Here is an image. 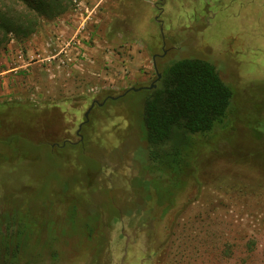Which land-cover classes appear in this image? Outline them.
Here are the masks:
<instances>
[{
	"label": "rangeland",
	"instance_id": "rangeland-1",
	"mask_svg": "<svg viewBox=\"0 0 264 264\" xmlns=\"http://www.w3.org/2000/svg\"><path fill=\"white\" fill-rule=\"evenodd\" d=\"M7 38L0 209L20 208L18 263L264 264V0H72ZM182 58L210 62L232 91L223 122L193 137L188 170L185 156H149L142 91L107 99ZM185 171L171 205L136 187L169 189L159 175Z\"/></svg>",
	"mask_w": 264,
	"mask_h": 264
},
{
	"label": "trees",
	"instance_id": "trees-1",
	"mask_svg": "<svg viewBox=\"0 0 264 264\" xmlns=\"http://www.w3.org/2000/svg\"><path fill=\"white\" fill-rule=\"evenodd\" d=\"M21 1L0 0V46L8 41L9 34L16 39H27L34 33L38 19L58 18L67 11L72 0H34L33 3L25 4ZM20 7L22 11L18 10ZM158 73L160 78L155 82V88L142 90L144 100L137 113L139 137L149 156L163 153L171 163L185 156L189 163L188 170L191 167V159L188 157L193 137L204 135L223 122L228 113L232 91L221 79L214 65L200 58L176 60L164 65ZM186 174L187 171L176 173L172 178L169 175L166 183L163 180L166 175H159L165 186L171 182L172 188L169 189L144 187L145 182L141 179H136V183L139 181L136 187H143L145 191L149 188L154 190L156 198H163L159 202L156 199L158 205L167 201L166 198L170 199L168 202L171 205L173 190L183 187V177ZM173 178L178 182L177 185H174ZM7 200L2 199L1 206H5ZM168 208L169 206L163 213ZM2 210L0 209V264H20L17 256L23 249L21 238L25 234L24 227L19 229L22 224L20 208L18 207V211L16 207H12L11 216ZM225 250L231 252L228 246ZM246 250L248 253L255 250L252 240L246 243Z\"/></svg>",
	"mask_w": 264,
	"mask_h": 264
},
{
	"label": "water",
	"instance_id": "water-1",
	"mask_svg": "<svg viewBox=\"0 0 264 264\" xmlns=\"http://www.w3.org/2000/svg\"><path fill=\"white\" fill-rule=\"evenodd\" d=\"M155 73H156L157 79H159V78H160V74H159L156 70H155ZM155 82H156V80H154L150 85H148V86H144V87H137V88H136V87H130V88L126 89L122 94H120V95H118V96H116V97H107V99H109V100H111V101H114V100H117V99H119V98L124 97L125 95H127V94L130 93V92H132V93H137V92H140V91H142V90H151V89H154V88H155ZM102 102L104 103L105 100L102 101ZM94 105L101 106L102 103H97L96 101H93V102L91 103L90 107L85 111V113H84V115H83V117H84V119H85V122L87 121L88 113L90 112L91 108H92ZM79 129H80V126H79V128H78V131H79ZM78 131H77L76 134H78ZM64 144H65V143H63V145H64Z\"/></svg>",
	"mask_w": 264,
	"mask_h": 264
},
{
	"label": "flooded vegetation",
	"instance_id": "flooded-vegetation-1",
	"mask_svg": "<svg viewBox=\"0 0 264 264\" xmlns=\"http://www.w3.org/2000/svg\"><path fill=\"white\" fill-rule=\"evenodd\" d=\"M156 74V73H155ZM154 80H156L157 81V76H156V79H154ZM68 142V141H67ZM65 143V142H64ZM69 143V142H68ZM66 144V143H65Z\"/></svg>",
	"mask_w": 264,
	"mask_h": 264
}]
</instances>
